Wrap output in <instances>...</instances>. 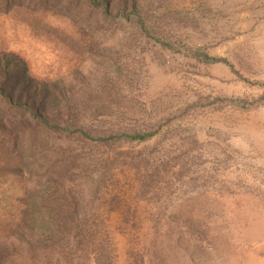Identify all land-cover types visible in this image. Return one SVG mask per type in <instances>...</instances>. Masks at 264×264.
Segmentation results:
<instances>
[{
    "label": "rangeland",
    "instance_id": "1",
    "mask_svg": "<svg viewBox=\"0 0 264 264\" xmlns=\"http://www.w3.org/2000/svg\"><path fill=\"white\" fill-rule=\"evenodd\" d=\"M136 1L146 31L95 13L91 33L52 3L0 10V51L60 82L80 125L161 126L145 141L86 145L109 169L101 182L89 169L98 193L68 248L75 264H264V0Z\"/></svg>",
    "mask_w": 264,
    "mask_h": 264
},
{
    "label": "trees",
    "instance_id": "2",
    "mask_svg": "<svg viewBox=\"0 0 264 264\" xmlns=\"http://www.w3.org/2000/svg\"><path fill=\"white\" fill-rule=\"evenodd\" d=\"M50 3L58 12L85 20L91 33L102 26L95 13L147 30L136 0H0V10L20 4L48 10ZM88 51L96 55L92 47ZM194 56L231 65L206 53ZM104 111L105 105L92 114ZM81 114L79 102L60 82L40 79L19 54L0 51V264H75L68 248L87 224L86 207L98 193L89 169L102 171L99 182L109 169L107 161L85 157L86 145L97 149L122 140L145 141L161 130L97 134L79 124ZM73 138L80 140V150ZM84 182L92 184L89 194ZM104 247L99 244L101 253Z\"/></svg>",
    "mask_w": 264,
    "mask_h": 264
}]
</instances>
